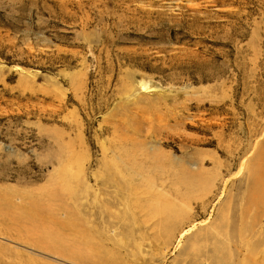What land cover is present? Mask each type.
Wrapping results in <instances>:
<instances>
[{"label":"rangeland","instance_id":"rangeland-1","mask_svg":"<svg viewBox=\"0 0 264 264\" xmlns=\"http://www.w3.org/2000/svg\"><path fill=\"white\" fill-rule=\"evenodd\" d=\"M0 264H264V0H0Z\"/></svg>","mask_w":264,"mask_h":264}]
</instances>
